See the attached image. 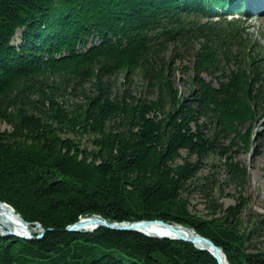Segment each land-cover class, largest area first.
I'll list each match as a JSON object with an SVG mask.
<instances>
[{
  "label": "trees",
  "instance_id": "1",
  "mask_svg": "<svg viewBox=\"0 0 264 264\" xmlns=\"http://www.w3.org/2000/svg\"><path fill=\"white\" fill-rule=\"evenodd\" d=\"M241 3L0 0V202L44 229L0 236V264H219L181 240L66 230L93 215L178 224L228 264H264V214L239 233L244 204L222 210L218 179L199 177L216 153L227 183L243 186L235 158L264 122L263 47L245 22L204 21ZM191 192L211 218L190 214Z\"/></svg>",
  "mask_w": 264,
  "mask_h": 264
},
{
  "label": "rangeland",
  "instance_id": "2",
  "mask_svg": "<svg viewBox=\"0 0 264 264\" xmlns=\"http://www.w3.org/2000/svg\"><path fill=\"white\" fill-rule=\"evenodd\" d=\"M260 2L262 3V5H264L263 0H260ZM246 26L247 28L245 29L243 35L249 37L250 39L256 40L264 49V11L263 13L256 15L255 18L249 20ZM188 64V61H184L182 63V65ZM175 77L176 84L179 87L180 91H182L184 87L182 86L180 80L186 79V76H183L179 72H176ZM202 77L205 80L212 81L213 84H216L214 78L206 75H203ZM254 127L252 148L248 152L241 151L236 155L235 158L247 171V181L245 184H243V186H235L227 183L224 174V167H222L224 160L216 153L211 154L206 159H204V168L199 174L200 180H204V176L218 179L221 185H218L217 188H215L214 200L221 206L222 210L230 206H234L239 202L241 204H244L243 212L241 213L237 221V230L239 233H242L249 228V225H251L250 220L252 219V217H254L256 214H264V122L261 121ZM1 129L9 130L10 127L3 123L1 125ZM75 140L80 143V149H86L87 151L90 150L91 145L89 140H86L85 138ZM187 200L188 211L190 212V214L204 219H209L212 217V210L209 208L211 204L210 200H207L201 194L194 192H191V195L188 196ZM82 218L86 217H80L78 221H80ZM77 222H75L74 224H76ZM33 232L37 235L33 236ZM30 234L31 237L25 240L41 239L44 235L43 234L41 238H37L41 234V231H38V229L34 226H32V229L30 228ZM142 234L148 237L166 239L160 238L155 234H146L143 232ZM0 236L17 237L24 239L23 237H20L19 234L5 235V233H0ZM263 244L264 241L258 243L260 247L263 246ZM194 246L196 247V245Z\"/></svg>",
  "mask_w": 264,
  "mask_h": 264
},
{
  "label": "water",
  "instance_id": "3",
  "mask_svg": "<svg viewBox=\"0 0 264 264\" xmlns=\"http://www.w3.org/2000/svg\"><path fill=\"white\" fill-rule=\"evenodd\" d=\"M0 204L5 205L6 207L10 208L14 214L20 219V221L26 226L29 227L28 231H26V234L24 235H19L20 237H23L24 239H29L31 237L30 234V227L34 226L38 229V231H41V234L39 235V237L37 238H41L42 235L44 234V229L42 228V226L39 223H29L26 222L19 214H17L14 209L3 202H0ZM94 217V218H92ZM92 217H86V218H82L80 221H78L76 224L69 226L68 228H66L67 231L70 232H93L95 230H97L98 228H107V229H111V230H115V231H137V232H143L146 234H152L149 232L144 231V228H146L147 226L153 224V223H158L164 227H166L167 229H176V228H183L185 230H189L186 227H183L181 225L178 224H169L166 223L162 220H143V221H137V222H109L106 219L100 217L99 215H93ZM86 220H91L89 225H91L89 229H87V227L84 226L83 222H86ZM93 224V225H92ZM195 233L196 237H192V238H187L185 236H183L182 234H180V232H175V234L173 235V237H168V236H160L158 235V237L160 238H166V239H171V240H181V241H186V242H190L194 245H196L197 241H201L203 243H205L209 248H199L200 250H204L209 252L214 258L215 260L219 263V264H224L222 263L220 256L218 254L219 251L223 252L222 249L218 246H216L210 239L199 235L198 233H196L195 231H193ZM10 234H14V233H10L7 232L5 233V235H10ZM16 235V234H14ZM224 255V254H223ZM225 258V264H228L226 256L224 255Z\"/></svg>",
  "mask_w": 264,
  "mask_h": 264
},
{
  "label": "bare ground",
  "instance_id": "4",
  "mask_svg": "<svg viewBox=\"0 0 264 264\" xmlns=\"http://www.w3.org/2000/svg\"><path fill=\"white\" fill-rule=\"evenodd\" d=\"M92 217V216H90ZM94 218V217H92ZM91 220H86L84 223V226L87 227V229L91 228L89 225ZM93 225V224H92ZM29 227H26L20 219L14 214V212L6 207L5 205L0 204V233H14V234H19V235H24L26 234V231H28ZM144 231L155 234V235H160V236H168V237H173L175 232H180L183 236L187 238H194L195 233L192 230H185L183 228H176V229H167L166 227L158 224V223H153L146 228H144ZM197 248H209L205 243L201 241H197L196 243ZM220 259L222 263L225 264V258H224V253L219 251L218 252Z\"/></svg>",
  "mask_w": 264,
  "mask_h": 264
}]
</instances>
